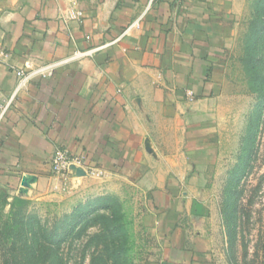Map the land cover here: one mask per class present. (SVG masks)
<instances>
[{"label":"crops","instance_id":"obj_1","mask_svg":"<svg viewBox=\"0 0 264 264\" xmlns=\"http://www.w3.org/2000/svg\"><path fill=\"white\" fill-rule=\"evenodd\" d=\"M240 2L0 0L1 102L27 63L92 53L30 80L0 120V197L51 194L59 180L51 158L66 148L105 173L72 168L73 190L141 187L154 197L164 264H203L200 197L186 186L201 179L213 153L226 42ZM77 11L80 21L70 20Z\"/></svg>","mask_w":264,"mask_h":264},{"label":"rangeland","instance_id":"obj_2","mask_svg":"<svg viewBox=\"0 0 264 264\" xmlns=\"http://www.w3.org/2000/svg\"><path fill=\"white\" fill-rule=\"evenodd\" d=\"M237 13L213 153L201 179L186 186L200 197L203 264H264V0H241ZM94 189L65 191L58 180L49 195L1 196L0 264H164L154 197L134 185L105 195ZM40 227L47 247L37 258L25 244Z\"/></svg>","mask_w":264,"mask_h":264},{"label":"built area","instance_id":"obj_3","mask_svg":"<svg viewBox=\"0 0 264 264\" xmlns=\"http://www.w3.org/2000/svg\"><path fill=\"white\" fill-rule=\"evenodd\" d=\"M174 1L176 3H182L184 0ZM68 15L70 20L80 21V19L83 17V13L81 11L70 12ZM91 55V52H78L70 59L64 60L59 63L41 65L39 67H35L32 64L27 63L25 66L26 69L19 70L17 73L19 81L12 97L7 102H1L0 100V120L6 116L9 109L13 106L17 95L30 80L38 76L43 78L51 77L54 73L55 68L59 65L68 63L73 60L82 59ZM2 56L3 53L0 52V57ZM72 167L82 168L89 176L94 178H101L105 174L103 170L89 165L83 156L76 155L66 148H58L51 158V169L53 174L59 179L60 187L65 191L68 190L71 185Z\"/></svg>","mask_w":264,"mask_h":264},{"label":"trees","instance_id":"obj_4","mask_svg":"<svg viewBox=\"0 0 264 264\" xmlns=\"http://www.w3.org/2000/svg\"><path fill=\"white\" fill-rule=\"evenodd\" d=\"M20 221H16V223H19ZM24 226V224H22V227ZM1 233V232H0ZM3 233V232H2ZM18 233H20L21 235L24 234V230L19 231ZM34 237H35V241L32 240V244L30 245V239L26 240V244L25 247H29L28 251H31L30 254H32V256H36L37 258H40V256L43 254V251L46 250V243L44 240L45 238V231L40 227L37 231H34ZM2 235V234H1ZM35 259V258H34Z\"/></svg>","mask_w":264,"mask_h":264},{"label":"water","instance_id":"obj_5","mask_svg":"<svg viewBox=\"0 0 264 264\" xmlns=\"http://www.w3.org/2000/svg\"><path fill=\"white\" fill-rule=\"evenodd\" d=\"M72 168H74V167H72Z\"/></svg>","mask_w":264,"mask_h":264}]
</instances>
